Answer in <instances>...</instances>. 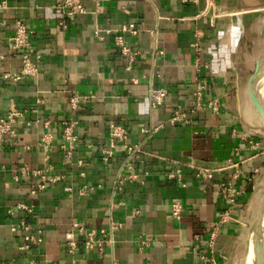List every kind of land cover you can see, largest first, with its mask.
I'll use <instances>...</instances> for the list:
<instances>
[{
  "label": "crops",
  "instance_id": "0c3cea01",
  "mask_svg": "<svg viewBox=\"0 0 264 264\" xmlns=\"http://www.w3.org/2000/svg\"><path fill=\"white\" fill-rule=\"evenodd\" d=\"M256 1L83 0L87 11L73 19L56 8L57 0H10L0 8V116L11 105L24 110L12 124L16 135L0 140V264H22L25 258L64 264H240L264 194V127L247 87L255 67L243 78L251 47L246 25L238 42L233 28L235 12L246 10L240 13L244 20L260 7ZM17 19L32 31L29 53L33 60L39 56V70L12 81L2 72L22 64L21 53L9 47ZM129 23L138 32L122 36L139 52L130 68L115 43L118 29ZM199 78L207 82L203 102L216 98L220 110L204 107L188 113L187 122L171 124L175 108L187 111L195 104ZM151 85L168 90L155 109ZM74 92L90 97L72 108ZM69 119L77 122L71 157L61 147L62 122ZM111 122L127 128L128 143L142 145L137 159L126 162V150L117 143L114 156L102 160ZM153 125H160L156 132H143ZM46 131L53 134L48 160L39 144ZM230 159L241 161L235 183L243 193L210 246L211 223L227 208L220 183L235 170L223 168ZM191 162L223 169L205 180ZM119 176L124 182L117 186ZM42 182L46 187L39 189ZM85 184L88 192L82 195ZM176 200L183 204L179 219L171 209ZM20 201L34 205L28 221L43 229V241L29 251L19 248L22 232L10 229L23 212L11 215L8 208ZM75 220L97 230L119 224L114 243L105 241L100 251L80 238L79 250L70 253L64 235Z\"/></svg>",
  "mask_w": 264,
  "mask_h": 264
},
{
  "label": "built area",
  "instance_id": "2783aa9c",
  "mask_svg": "<svg viewBox=\"0 0 264 264\" xmlns=\"http://www.w3.org/2000/svg\"><path fill=\"white\" fill-rule=\"evenodd\" d=\"M184 2L192 1L198 3L199 0H183ZM10 0H0V8H7L9 6ZM56 8L61 9L63 13L70 19H73L76 15L85 13L87 11L83 0H57ZM110 32V29L106 30ZM129 31L132 34L138 32V28L133 24H123L120 29H118L115 34V43L120 46L121 52L128 57V68H130L132 62L138 55V51L131 49L124 41L121 32ZM100 29L96 30V34L99 36ZM32 31L28 28L27 24L22 19L16 20V29L14 34L10 37L9 47L14 52L21 53L22 64L20 69L16 71H4L2 76L5 79H11L12 81H18L23 76L26 75H36L39 70V56L33 60L30 56L29 50L31 49L30 35ZM156 54H163L162 49H156ZM207 87V82L204 78H199L196 82V88L194 91L195 104L187 111H183L180 108H175L173 114L169 118L171 124H177L181 122H187L189 120L188 113L195 112L196 110L207 107L212 111H219L220 104L216 98L209 99L203 102L204 91ZM168 90L165 87H149V102L150 108L155 109L162 105L167 98ZM90 95H81L78 93H73L69 98V104L72 108L79 107L83 101L88 99ZM38 102H40L38 100ZM24 110L18 109L14 105L8 109L7 113L3 116H0V140H4L7 135L15 136L16 132L12 127V124L17 120L19 116H22ZM49 121H45L44 124L46 127L49 125ZM62 139L63 143L61 144L62 149L68 152V156H72V151L75 148V143L77 140L76 135V126L77 122L73 119L64 120ZM160 125H153L148 128H143V132H148L150 134L156 132ZM128 130L127 128L117 122H111L109 124V145L102 149L101 158L104 162H107L114 156V149L117 143H122L126 150V162L137 159L139 155L143 152L142 145L139 144H130L127 142ZM53 134L50 131H46L40 138L39 144L44 151V159H49V150L52 145ZM78 163H82V160H78ZM241 161L229 160V164L223 168L233 167L235 170L232 175L228 178H225L220 183V192L227 203V208L224 209L219 218L216 221L211 223V231L209 244L213 246L214 241L217 237L219 227L226 220L231 219V211L238 204L239 198L243 193L236 183L235 180L240 177L241 173ZM188 165L195 171V174L202 179L208 180L213 178L215 171L221 170L223 168H213L209 166L199 165L195 163H188ZM25 168H22L23 171ZM40 170H34V173H38ZM179 172V170H178ZM81 175H85V172L82 171ZM175 173H169L170 177H174ZM180 175V174H179ZM58 177H52L51 180L55 181ZM124 182V178L120 176L117 178V186H120ZM39 189L45 188L46 183L42 182L37 186ZM72 187H69V193H72ZM88 185H83L79 189V193L82 195L87 194ZM172 214L174 217L179 219L182 215L183 204L181 201L176 200L172 203ZM17 211H22L23 215L17 216V218L10 224V229L13 232H22V243L19 248L21 251H29L34 246L39 245L43 241V229L40 226L32 228L31 223L28 221L35 213L34 205L30 202L20 201L15 206L9 207L8 212L11 215H16ZM119 224L112 223L109 230L105 228L89 229L84 222L73 221L72 227L70 230L65 232V241L67 244L68 251L70 253H75L80 248V238L84 245L89 249L97 248L100 251L103 249V244L105 241L114 243L113 231L117 228ZM76 233L79 238H77ZM142 246H147L148 242L143 240L141 241ZM22 264H64L57 261H37L34 259L25 258ZM113 264H118L114 262ZM146 264H150L147 262Z\"/></svg>",
  "mask_w": 264,
  "mask_h": 264
},
{
  "label": "water",
  "instance_id": "95a60500",
  "mask_svg": "<svg viewBox=\"0 0 264 264\" xmlns=\"http://www.w3.org/2000/svg\"><path fill=\"white\" fill-rule=\"evenodd\" d=\"M263 78L264 50L257 58L254 72L250 75L247 84L251 100L260 115L262 127H264V98L260 94L258 84ZM245 257L248 264H264V194L258 214L249 230Z\"/></svg>",
  "mask_w": 264,
  "mask_h": 264
},
{
  "label": "rangeland",
  "instance_id": "374dc122",
  "mask_svg": "<svg viewBox=\"0 0 264 264\" xmlns=\"http://www.w3.org/2000/svg\"><path fill=\"white\" fill-rule=\"evenodd\" d=\"M256 3L259 4L258 6L260 7H255L252 11H248L245 14L244 20L241 19L240 13L246 10L242 9L235 12L238 15V21L234 24L233 28L235 41L238 42L243 33L242 26L244 25L245 30L246 25L245 37L251 45V47H248L251 57H249L248 60L249 69L243 71V78L245 81L255 67L257 56L264 49V0H257ZM258 89L259 91L261 90L260 92H264V78L261 80Z\"/></svg>",
  "mask_w": 264,
  "mask_h": 264
},
{
  "label": "bare ground",
  "instance_id": "6f19581e",
  "mask_svg": "<svg viewBox=\"0 0 264 264\" xmlns=\"http://www.w3.org/2000/svg\"><path fill=\"white\" fill-rule=\"evenodd\" d=\"M255 10V9H254ZM257 10V9H256ZM242 30L244 31V25L242 26ZM261 84V81L259 82L258 86ZM261 91V90H260ZM260 94L263 96L264 98V92H260ZM240 264H248L246 261V257L242 255L241 257V261Z\"/></svg>",
  "mask_w": 264,
  "mask_h": 264
}]
</instances>
